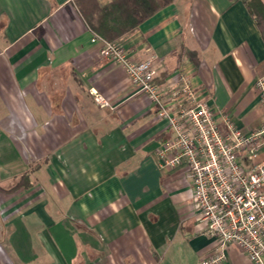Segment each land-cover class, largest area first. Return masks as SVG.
I'll return each mask as SVG.
<instances>
[{
  "label": "crops",
  "instance_id": "obj_1",
  "mask_svg": "<svg viewBox=\"0 0 264 264\" xmlns=\"http://www.w3.org/2000/svg\"><path fill=\"white\" fill-rule=\"evenodd\" d=\"M257 19L241 0H173L119 42L166 79L189 72L245 132L264 122ZM91 39L73 0H0V264H199L217 244L185 165L156 155L170 130ZM221 264L251 263L231 245Z\"/></svg>",
  "mask_w": 264,
  "mask_h": 264
},
{
  "label": "built area",
  "instance_id": "obj_2",
  "mask_svg": "<svg viewBox=\"0 0 264 264\" xmlns=\"http://www.w3.org/2000/svg\"><path fill=\"white\" fill-rule=\"evenodd\" d=\"M99 55L126 74L130 85L155 107L171 137L156 152L162 165H185L191 183V205L202 232L217 247L199 264H221L229 246L237 247L251 264H264V122L242 131L216 111L180 69L175 80L156 82L164 72L156 55L135 61L120 42L92 34ZM264 111V78L254 83ZM94 102H106L93 92Z\"/></svg>",
  "mask_w": 264,
  "mask_h": 264
},
{
  "label": "trees",
  "instance_id": "obj_3",
  "mask_svg": "<svg viewBox=\"0 0 264 264\" xmlns=\"http://www.w3.org/2000/svg\"><path fill=\"white\" fill-rule=\"evenodd\" d=\"M173 0H111L100 5L98 0H73L84 19L89 31L106 41L119 42L122 37L132 33L142 22L160 9L167 7ZM264 20V8L259 0H241ZM261 21L263 23L264 21ZM170 73L163 72L156 82L164 81ZM23 179V178H21Z\"/></svg>",
  "mask_w": 264,
  "mask_h": 264
}]
</instances>
